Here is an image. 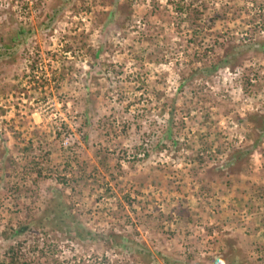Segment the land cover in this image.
Here are the masks:
<instances>
[{
	"label": "rangeland",
	"instance_id": "374dc122",
	"mask_svg": "<svg viewBox=\"0 0 264 264\" xmlns=\"http://www.w3.org/2000/svg\"><path fill=\"white\" fill-rule=\"evenodd\" d=\"M19 28L0 60V261L20 244L41 263L264 264V0H0V40ZM75 159L97 184L61 183Z\"/></svg>",
	"mask_w": 264,
	"mask_h": 264
},
{
	"label": "trees",
	"instance_id": "16d2710c",
	"mask_svg": "<svg viewBox=\"0 0 264 264\" xmlns=\"http://www.w3.org/2000/svg\"><path fill=\"white\" fill-rule=\"evenodd\" d=\"M53 20V18L51 19ZM23 29H20L18 31H16L15 36L13 38V40L10 41V43H4V41L0 40V60L5 57V53L8 50H11V45L12 47L15 46L14 44L21 40L22 35L24 32H22ZM17 40V41H16ZM13 43V44H12ZM17 44V43H16ZM14 48V47H13ZM98 54V53H96ZM37 57L35 59H33V61H31L30 63V72L28 74H26L25 76L28 78L29 82L32 83H39L38 79L36 78V70L38 69V53L36 54ZM229 58L230 59H235L234 54H229ZM226 62V61H225ZM237 63L231 62V65L235 66ZM219 64L218 63H212L210 66H207L202 72L210 74L215 72L217 69V66ZM52 78H54L55 81V86L58 87V80H57V75L55 73V71H53L52 74ZM91 75V74H90ZM44 78V82L47 83L49 80L51 81V79H48L46 76L43 77ZM60 78V76H59ZM90 81V77L87 78V83ZM44 82L40 83V87H36V88H44V85H42ZM171 114V118H173L174 116V110L171 109L170 111ZM84 120L82 121V125L84 126V128H86V130L84 131V135L87 137L90 134V121H89V115L88 112L85 111L84 112ZM263 121H261L260 123H257L255 125V132H256V136L259 140V138H261L264 135V117L262 118ZM168 138L171 137V135H167ZM257 140V141H258ZM256 146V142L252 145H248L246 147H242V148H232L231 151L228 153L227 159L225 160V162L222 165H216L215 168L217 170H225L227 172H234V171H239V169L241 168V164L243 163V160L252 154V150L254 149V147ZM225 148L223 145L218 147L216 152L217 153H224ZM28 150V149H27ZM108 149H103V148H98L95 151V157H97L98 160V164L101 165L102 167L106 168L107 167V163L109 160L108 157ZM143 157L140 160H144V158L147 156H150V152L145 151L143 153ZM211 156H215L214 154L211 153ZM214 158V157H211ZM29 161L31 159H28ZM75 163H77V167L79 169L78 173H74L73 175H71V177H67V175L60 177L61 183L62 184H70L72 186H84L86 184H97L98 183V179L94 176V172L98 171V165H92V169L93 170H88V167L86 164L83 163L79 164L78 159H75ZM33 164V163H32ZM36 164L35 168H32L31 170H34V172L37 171V174L39 176L42 175V169L40 167H37L38 164ZM71 167V165L67 164L68 168ZM72 172V171H71ZM112 176V175H111ZM82 183V184H81ZM107 190L110 189L108 187V184L105 183ZM82 186V187H83ZM124 198H126V195H124ZM31 227V223H20L17 227V229H15V233L17 235H22L25 232H27ZM73 229L77 232L78 236L82 237V238H92L91 236H93V234L90 231H87L85 229H82L79 225H77L76 227H73ZM94 239V238H93ZM51 254V253H50ZM28 254L23 251L22 247L20 246V244H13L9 246V249L7 251V253L5 254V259L0 261V264H65L64 262L58 260L56 257H52L53 262L50 263L49 260L47 258H49L48 256H45V259H47L46 262L41 263L40 261L36 260L33 257H28ZM56 255V254H55ZM167 259V258H166ZM169 260V259H167Z\"/></svg>",
	"mask_w": 264,
	"mask_h": 264
}]
</instances>
